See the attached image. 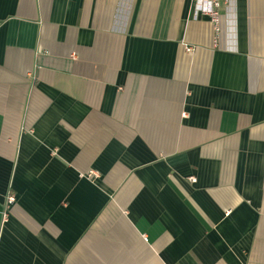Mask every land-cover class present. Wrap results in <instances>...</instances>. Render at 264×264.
Returning <instances> with one entry per match:
<instances>
[{
	"label": "crops",
	"instance_id": "obj_1",
	"mask_svg": "<svg viewBox=\"0 0 264 264\" xmlns=\"http://www.w3.org/2000/svg\"><path fill=\"white\" fill-rule=\"evenodd\" d=\"M208 8L0 0V264H264V0Z\"/></svg>",
	"mask_w": 264,
	"mask_h": 264
},
{
	"label": "built area",
	"instance_id": "obj_2",
	"mask_svg": "<svg viewBox=\"0 0 264 264\" xmlns=\"http://www.w3.org/2000/svg\"><path fill=\"white\" fill-rule=\"evenodd\" d=\"M196 3H206L209 8L208 10L203 11V14L206 15L210 22L213 25V28L216 33L219 32V22H220V11L222 6H227L229 0H193ZM13 198L7 199V204H11Z\"/></svg>",
	"mask_w": 264,
	"mask_h": 264
}]
</instances>
